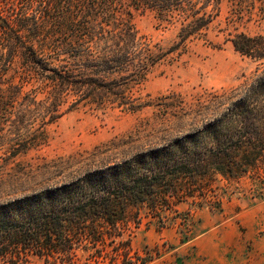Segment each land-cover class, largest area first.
<instances>
[{"label": "trees", "instance_id": "1", "mask_svg": "<svg viewBox=\"0 0 264 264\" xmlns=\"http://www.w3.org/2000/svg\"><path fill=\"white\" fill-rule=\"evenodd\" d=\"M229 1L235 31L228 39L260 62L254 80L193 130L1 201L0 264H27L31 255L39 264H146L129 233L144 216L161 217L172 204L213 191L219 177L260 178L264 33L235 23L264 18V0ZM221 2L0 0V149L17 156L45 144L46 126L81 108L137 112L150 105L141 90L152 68L195 39L209 42ZM146 9L178 24L164 56L134 25V12Z\"/></svg>", "mask_w": 264, "mask_h": 264}, {"label": "rangeland", "instance_id": "2", "mask_svg": "<svg viewBox=\"0 0 264 264\" xmlns=\"http://www.w3.org/2000/svg\"><path fill=\"white\" fill-rule=\"evenodd\" d=\"M230 11L231 2L222 0L209 42L195 39L180 55L156 63L141 90L150 105L140 111L81 108L47 125L45 144L17 156L0 149V202L157 145L221 112L260 67L228 39ZM133 22L161 56L177 40L178 24L161 21L153 10L134 12ZM235 25L251 35L264 33L258 16ZM212 189L132 227L131 245L146 264H264V169L260 178L219 177ZM40 262L31 255L27 264Z\"/></svg>", "mask_w": 264, "mask_h": 264}]
</instances>
